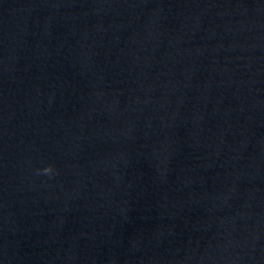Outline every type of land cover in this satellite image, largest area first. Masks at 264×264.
I'll list each match as a JSON object with an SVG mask.
<instances>
[{
    "label": "water",
    "instance_id": "obj_1",
    "mask_svg": "<svg viewBox=\"0 0 264 264\" xmlns=\"http://www.w3.org/2000/svg\"><path fill=\"white\" fill-rule=\"evenodd\" d=\"M0 264H264V0H0Z\"/></svg>",
    "mask_w": 264,
    "mask_h": 264
},
{
    "label": "clouds",
    "instance_id": "obj_2",
    "mask_svg": "<svg viewBox=\"0 0 264 264\" xmlns=\"http://www.w3.org/2000/svg\"><path fill=\"white\" fill-rule=\"evenodd\" d=\"M42 171L44 174H51L53 172V169L51 166H48V167L44 168Z\"/></svg>",
    "mask_w": 264,
    "mask_h": 264
}]
</instances>
